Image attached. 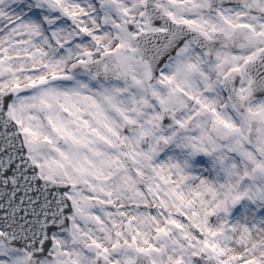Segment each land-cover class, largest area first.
Masks as SVG:
<instances>
[{"label": "snow or ice", "instance_id": "6c2138e0", "mask_svg": "<svg viewBox=\"0 0 264 264\" xmlns=\"http://www.w3.org/2000/svg\"><path fill=\"white\" fill-rule=\"evenodd\" d=\"M0 264H264V0H0Z\"/></svg>", "mask_w": 264, "mask_h": 264}]
</instances>
